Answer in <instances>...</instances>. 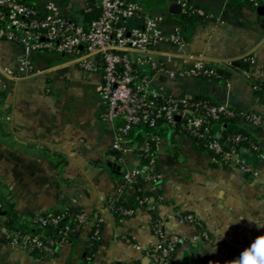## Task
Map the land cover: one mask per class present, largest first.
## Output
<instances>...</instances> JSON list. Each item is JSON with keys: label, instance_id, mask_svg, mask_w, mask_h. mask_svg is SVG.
<instances>
[{"label": "crops", "instance_id": "obj_1", "mask_svg": "<svg viewBox=\"0 0 264 264\" xmlns=\"http://www.w3.org/2000/svg\"><path fill=\"white\" fill-rule=\"evenodd\" d=\"M53 1L69 17L83 19V0ZM191 2L206 14L191 26L170 6L172 23L144 10L168 32L179 27L187 53L229 78L161 77L164 93L204 95L264 120V103L254 93V81L264 83V0L259 6L248 0ZM23 55L21 46L0 42L2 65L15 67ZM30 61L33 76L0 85V198L7 206L0 214V264H155L149 255L157 242L155 219L165 221L169 236L182 239L172 264H239L241 254L264 239V229L257 228L264 224V127L247 129L259 149L242 147L246 172L222 168L185 135L158 136L152 153L159 187L142 189L159 194L140 199L139 186L123 184L120 166L122 156L128 169L141 167L140 146L129 142L131 151L124 155L113 149L114 131L101 120V76L84 73L58 53L35 52ZM192 64L187 60L184 66ZM120 200L134 204L132 216L121 218L112 210L111 203ZM59 210L92 218L76 225L52 255L6 241L2 228L8 213L30 217ZM188 215L201 223L208 239L194 240L199 229L185 220ZM98 220L101 234L94 241Z\"/></svg>", "mask_w": 264, "mask_h": 264}, {"label": "built area", "instance_id": "obj_2", "mask_svg": "<svg viewBox=\"0 0 264 264\" xmlns=\"http://www.w3.org/2000/svg\"><path fill=\"white\" fill-rule=\"evenodd\" d=\"M142 1L178 5L181 13L173 14L175 17L206 15L191 0H83L84 17L78 21L66 15L53 0H0V42L17 44L24 50L15 67L0 63V85L6 80L33 76L32 53L62 54L84 73L101 76L100 96L105 102L101 120L114 131L113 149L120 155L131 151L127 139L135 127L152 128L157 121L165 120L174 134L178 135L176 131H179L196 145L202 142L212 153L214 162L222 168L246 172L240 151L245 142L253 150L259 149L252 136L227 135L222 125L215 131L216 125L223 119L235 118L245 129L261 130L264 127L263 117L256 112L237 111L223 103L165 94L159 82L161 77L170 80L187 77L218 79L220 74L188 54L187 42L180 28L173 32L163 29L161 20L145 11ZM248 1L253 6L262 2ZM85 15L93 18L87 21ZM187 60L193 62L189 67L184 66ZM244 60L250 61L248 58ZM254 89L258 86L254 85ZM158 138L155 134L145 135L139 155L146 162L139 168L128 169L121 156L124 185L159 187L160 174L151 145ZM111 208L126 217L133 214L132 210L115 202L111 203ZM3 211L5 202L0 198V214ZM68 214H49L46 219H40L41 229L48 223L61 227L60 238H47L41 233L21 235L6 227L2 228V232L12 247H25L29 251L52 255L59 243L75 231L76 225L87 224L92 218L87 213ZM185 220L199 229L195 241L208 239L201 223L192 215L186 216ZM164 224L162 219L152 222L157 242L149 255L155 264H172L182 242L177 235L169 236ZM100 227L101 221L98 220L92 234L94 241L100 239Z\"/></svg>", "mask_w": 264, "mask_h": 264}, {"label": "trees", "instance_id": "obj_3", "mask_svg": "<svg viewBox=\"0 0 264 264\" xmlns=\"http://www.w3.org/2000/svg\"><path fill=\"white\" fill-rule=\"evenodd\" d=\"M86 20L89 21L90 19L93 18V16L86 15ZM201 16H181L179 17V20L182 21L186 26H191L194 21H197ZM245 70H249V64L243 65ZM220 78L217 80H225L229 78V75L224 73L223 71H219ZM255 86H258V89H255L254 93L256 96H258L261 101L264 103V83L260 81H255L254 83ZM197 101H211L208 97L204 95H200L195 97ZM215 131L218 130L219 126L222 125V127L226 128V134H242L244 136L249 137L250 133L248 132L245 127H243L241 124H239L238 120L235 118H226L217 123ZM172 129L170 126L167 124L165 120H159L157 121L156 125L152 128L145 126H138L135 127L132 133L129 135L127 142L130 143H137L139 146L142 145L143 141L145 140V135L149 134H155L157 136H166L168 134H171ZM177 134L183 135V133L176 131ZM215 134V133H214ZM198 142V141H197ZM196 143V142H195ZM199 144V145H198ZM197 146L199 147V150L205 151L210 153L204 146L203 143H198ZM153 147V144H151ZM244 146H250L249 143L245 142ZM153 154V153H152ZM212 155V153H210ZM143 162H146V160L143 159ZM141 190V197L140 199L143 198H148L152 194L158 195L159 191L156 189L153 193L147 194V192H144L142 189V185L139 186ZM151 195V196H152ZM5 202V201H4ZM118 205H121L125 208H128L130 210H134V204L133 203H128L127 201L120 200L118 202ZM7 208L6 203H5V209ZM66 213H69V211H52V212H47L43 213L40 215L36 216H30V217H25V216H20L17 213H8L6 215L7 220L6 223L4 224V227L11 231H15L17 233H20L21 235H38L39 233L43 234L47 238H60L61 236V227L55 226L52 223H48L44 228H39L40 226V219H46L49 214L53 215H63ZM70 214V213H69ZM68 214V215H69ZM118 216L121 218H125L126 216L121 215L120 213H116ZM155 219V218H154Z\"/></svg>", "mask_w": 264, "mask_h": 264}, {"label": "clouds", "instance_id": "obj_4", "mask_svg": "<svg viewBox=\"0 0 264 264\" xmlns=\"http://www.w3.org/2000/svg\"><path fill=\"white\" fill-rule=\"evenodd\" d=\"M258 229H264V224H258ZM239 264H264V239L254 242L240 257Z\"/></svg>", "mask_w": 264, "mask_h": 264}, {"label": "rangeland", "instance_id": "obj_5", "mask_svg": "<svg viewBox=\"0 0 264 264\" xmlns=\"http://www.w3.org/2000/svg\"><path fill=\"white\" fill-rule=\"evenodd\" d=\"M142 4L144 5V8L157 15L158 17H165V21L168 22V20L170 21L169 23L173 22V19L170 18L169 15V4L167 2L164 1H159V2H154V1H142ZM147 4V5H146Z\"/></svg>", "mask_w": 264, "mask_h": 264}, {"label": "water", "instance_id": "obj_6", "mask_svg": "<svg viewBox=\"0 0 264 264\" xmlns=\"http://www.w3.org/2000/svg\"><path fill=\"white\" fill-rule=\"evenodd\" d=\"M170 12L172 14H180L181 13V7L178 5H171L170 6ZM6 212L2 213V215H5Z\"/></svg>", "mask_w": 264, "mask_h": 264}]
</instances>
